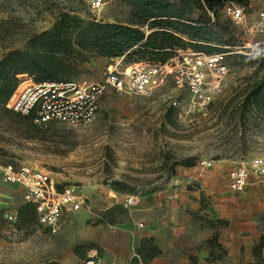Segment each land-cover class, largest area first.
I'll return each instance as SVG.
<instances>
[{
    "label": "rangeland",
    "instance_id": "obj_1",
    "mask_svg": "<svg viewBox=\"0 0 264 264\" xmlns=\"http://www.w3.org/2000/svg\"><path fill=\"white\" fill-rule=\"evenodd\" d=\"M91 1L0 0V57L13 49L32 51L39 35L64 20L71 28L93 21L128 25L138 21L125 0H103L100 11L91 8ZM167 1L176 6L181 2ZM245 9L256 21L264 0H249ZM200 15L195 12L190 19L198 20ZM220 17L230 22L223 13ZM139 28L147 34L156 30ZM76 34L77 30L74 38ZM182 39L185 48L180 52L203 53L194 48L198 41ZM252 40L264 45V35L252 38L245 26L233 24V39L227 43L234 46L209 44L216 51L203 54L223 55L228 72L211 85L212 100L205 106L168 78L147 96L106 90L86 129L31 124L0 111V163L42 171L57 188L75 187L85 201L80 211L66 213L59 233L52 235L37 221L19 220L25 205L22 190L0 182V264H81L94 254L112 264H148L154 257L166 260L171 250L165 243L179 236H173L176 226L171 229L170 217L181 209L192 218L193 233L223 226L208 219L217 202L227 214L252 211L264 235V184L251 180L241 193L228 187L234 168L264 157V111L257 110L255 99L245 103L252 83L263 75L245 55ZM73 57L82 62L73 79L89 84L101 82L110 65L123 70L139 62L109 59L82 48ZM205 161H213V168L202 169ZM114 182L122 183L126 192L114 191ZM128 196L137 197L135 206L125 205ZM9 215L16 220L9 221ZM162 222L167 223V230H161L163 249L154 244L143 248L140 238ZM132 251L141 259L136 255L135 262L131 260Z\"/></svg>",
    "mask_w": 264,
    "mask_h": 264
},
{
    "label": "built area",
    "instance_id": "obj_2",
    "mask_svg": "<svg viewBox=\"0 0 264 264\" xmlns=\"http://www.w3.org/2000/svg\"><path fill=\"white\" fill-rule=\"evenodd\" d=\"M104 4L103 0L90 2L94 11L103 9ZM222 12L234 25L245 26L252 38L264 35V9L256 21L250 19L245 7L234 2L226 1ZM261 44L252 40L246 45L245 55L252 56ZM223 61V55L180 52L164 64L136 62L123 70L117 65H110L103 71L101 82L90 84L76 80L37 81L23 75L6 108L23 116H34L35 123L39 125L56 123L72 129H86L95 119L99 99L106 90L131 96H147L168 78H172L179 89H185L193 100L205 106L212 100L211 85L224 78L228 72ZM213 166V161L200 164L202 169L207 170ZM251 180L264 184V157H256L249 166L242 164L234 168L229 173V190L241 193ZM0 182L22 190L25 203L36 208L38 223L52 235L59 233L66 213L80 211L85 202L75 187L59 190L42 171L27 165L0 163ZM136 204L137 197L126 198L127 207ZM6 217L9 221L16 220L12 215ZM81 264L104 262L95 255L87 257Z\"/></svg>",
    "mask_w": 264,
    "mask_h": 264
},
{
    "label": "trees",
    "instance_id": "obj_3",
    "mask_svg": "<svg viewBox=\"0 0 264 264\" xmlns=\"http://www.w3.org/2000/svg\"><path fill=\"white\" fill-rule=\"evenodd\" d=\"M135 10L138 21L135 24L101 23L93 21L82 23L71 28L67 21L51 31L38 36V45L29 49H13L0 57V111L14 113L17 116L37 124L34 116H23L6 108L19 84V77L28 75L37 81L72 82L79 62L73 57L77 48L98 52L109 59L127 57L139 62L164 64L175 58L179 50L185 48L183 37L191 38L199 43L194 48L210 54L216 51L209 44L234 46L227 43L233 39V23L222 21L220 14L226 1L247 7L249 0H181L176 6L167 0H125ZM195 12L200 13L198 20L190 19ZM213 15V18L211 17ZM148 26L155 31L147 34L141 28ZM77 30L76 37L73 33ZM251 63L257 65L263 75L252 83L245 103L255 99L258 111H264V45L251 56ZM39 125V124H37ZM186 166L187 163H186ZM62 190V187H58ZM112 189L118 193L126 192L120 182L112 183ZM19 220L37 221L34 205L25 203L20 209ZM208 246H215V238ZM220 250V248H219ZM264 235L254 248L258 264H264ZM221 251V250H220ZM157 253L149 254L152 258ZM213 260H216V257ZM54 264V263H51Z\"/></svg>",
    "mask_w": 264,
    "mask_h": 264
},
{
    "label": "crops",
    "instance_id": "obj_4",
    "mask_svg": "<svg viewBox=\"0 0 264 264\" xmlns=\"http://www.w3.org/2000/svg\"><path fill=\"white\" fill-rule=\"evenodd\" d=\"M227 199L224 198L223 200L226 201ZM184 202L187 204L188 199H185ZM220 203L217 202L214 205L215 212L209 211L208 219L221 221L223 226L217 225V227L209 229L199 228L197 236V233H193L192 218L178 209V212L173 217L171 216L167 222L171 225V229L176 226V232L173 233V236L179 235L176 238L170 237V242L165 243L167 247L169 245L171 255L166 260L154 257L148 264H258V258L254 255V248L259 244L263 233L257 227L256 214L251 211L247 215L241 209L227 214ZM167 223L162 222L160 228L150 230L147 235L140 238L143 240V248H150L154 244L163 249L164 236L161 230H167V226H165ZM209 224L215 225L212 222ZM204 230L205 232H202ZM214 238L215 246H208L207 243ZM136 255H138L136 252L130 253V258L134 262L135 259L133 258ZM212 255L216 257V260H213ZM262 256L264 257V250ZM136 257L141 259L139 255ZM104 264L112 263L104 262ZM116 264H124V262Z\"/></svg>",
    "mask_w": 264,
    "mask_h": 264
}]
</instances>
